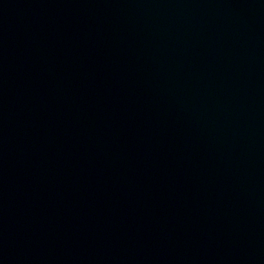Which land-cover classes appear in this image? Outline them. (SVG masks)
Returning <instances> with one entry per match:
<instances>
[{
    "label": "water",
    "instance_id": "1",
    "mask_svg": "<svg viewBox=\"0 0 264 264\" xmlns=\"http://www.w3.org/2000/svg\"><path fill=\"white\" fill-rule=\"evenodd\" d=\"M0 264H264V0H0Z\"/></svg>",
    "mask_w": 264,
    "mask_h": 264
}]
</instances>
